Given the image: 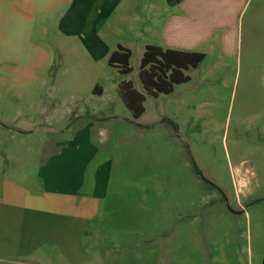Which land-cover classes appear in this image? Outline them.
<instances>
[{"label": "rangeland", "instance_id": "1", "mask_svg": "<svg viewBox=\"0 0 264 264\" xmlns=\"http://www.w3.org/2000/svg\"><path fill=\"white\" fill-rule=\"evenodd\" d=\"M220 33L199 46L188 80L151 95L135 48L119 74L87 60L75 37L34 30L27 58L0 69L1 166L31 180L62 149L44 167L48 181L64 172L65 191H93L96 205L65 204L63 250L50 240L39 262L0 264H264V0H243L225 44ZM125 81L142 95L137 117L118 92Z\"/></svg>", "mask_w": 264, "mask_h": 264}, {"label": "crops", "instance_id": "2", "mask_svg": "<svg viewBox=\"0 0 264 264\" xmlns=\"http://www.w3.org/2000/svg\"><path fill=\"white\" fill-rule=\"evenodd\" d=\"M242 1L179 0L169 4L166 0H0V69L5 63L27 58L26 46L35 29H53L62 37H75L87 60L92 63L102 60L116 71V67L107 64V57L118 45L130 53L135 48L139 56L145 45L203 52L199 46L214 39L218 31L220 43L225 44ZM216 6L227 13L218 21L208 18L211 7ZM112 29L124 31V39L108 38L105 30L113 32ZM36 53L37 58L50 65L47 50ZM1 154L5 161L7 158L12 161L14 156L4 151ZM62 156V149L45 156L31 180L25 179L27 175L23 172L19 179L8 177L5 170L7 167L10 170V164L1 166L0 161V261L39 262L44 244L50 240L63 250L64 228L59 222L65 220V204L77 211L80 206H88L92 211L96 205L92 201L93 191L86 197L77 195L74 186L65 191L64 172L56 182L48 181L44 167L51 159ZM95 187L94 181L91 188ZM51 207L56 215H50ZM50 217L61 220L50 226ZM74 234L79 246V227Z\"/></svg>", "mask_w": 264, "mask_h": 264}, {"label": "trees", "instance_id": "3", "mask_svg": "<svg viewBox=\"0 0 264 264\" xmlns=\"http://www.w3.org/2000/svg\"><path fill=\"white\" fill-rule=\"evenodd\" d=\"M175 4L179 0H166ZM130 51L117 46L107 57V64L117 68L120 74L130 71L128 60ZM204 58L203 52L182 51L175 49H162L154 45H145L139 58L138 80L141 87L149 94L169 93L172 85L188 80V75L183 72L189 67H194ZM118 92L125 106L137 117L142 112L140 101L142 95L137 92L129 81L118 84Z\"/></svg>", "mask_w": 264, "mask_h": 264}, {"label": "bare ground", "instance_id": "4", "mask_svg": "<svg viewBox=\"0 0 264 264\" xmlns=\"http://www.w3.org/2000/svg\"><path fill=\"white\" fill-rule=\"evenodd\" d=\"M245 184V183H244Z\"/></svg>", "mask_w": 264, "mask_h": 264}]
</instances>
